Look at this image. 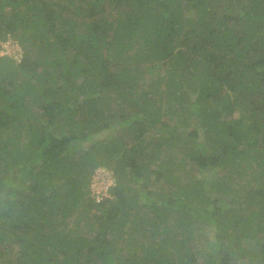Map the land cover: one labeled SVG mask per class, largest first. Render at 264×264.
I'll use <instances>...</instances> for the list:
<instances>
[{
  "label": "trees",
  "instance_id": "1",
  "mask_svg": "<svg viewBox=\"0 0 264 264\" xmlns=\"http://www.w3.org/2000/svg\"><path fill=\"white\" fill-rule=\"evenodd\" d=\"M8 39L0 264H264V0H0Z\"/></svg>",
  "mask_w": 264,
  "mask_h": 264
},
{
  "label": "rangeland",
  "instance_id": "2",
  "mask_svg": "<svg viewBox=\"0 0 264 264\" xmlns=\"http://www.w3.org/2000/svg\"><path fill=\"white\" fill-rule=\"evenodd\" d=\"M21 54H22V51H21L19 42L17 40L8 39L7 41L0 43V56H2V55L13 56L17 61H19ZM165 71H166V69H165ZM165 71H164V73H165ZM155 73L156 74H162L163 70L158 68L155 71ZM145 82H147V81L145 80ZM149 134H153V133L149 132L148 135ZM183 151L184 150L180 147H177L171 151L164 150L159 155V161L166 159V157L170 156V154L173 157H176V159H179L180 157L183 156V154H184ZM186 167L189 170V167H190L189 162L186 163ZM240 173H243V171H241ZM192 174H194V173H192ZM201 174H202V172H201ZM222 174H223V171H219L216 169L214 171H208L207 175L206 174L205 175L208 178H211L213 176L216 177V176H219ZM200 175H198V176H200ZM150 177H151L150 186L154 187V185H153L154 176L152 175ZM114 182L115 181H114L112 172L109 169H106L104 167H100V168H97L95 170V172L91 176L90 188H91V192L93 194V197L96 199V201H98V198H100V200H101L102 197L112 198V196L108 192V190L106 191L105 189H106V187L109 188L110 186H114ZM98 193H101L102 195H100Z\"/></svg>",
  "mask_w": 264,
  "mask_h": 264
},
{
  "label": "built area",
  "instance_id": "3",
  "mask_svg": "<svg viewBox=\"0 0 264 264\" xmlns=\"http://www.w3.org/2000/svg\"><path fill=\"white\" fill-rule=\"evenodd\" d=\"M108 189H109V188H108V187H106V189H105V190L107 191ZM98 194L102 195L101 193H98ZM99 200H100V198H98V201H99Z\"/></svg>",
  "mask_w": 264,
  "mask_h": 264
}]
</instances>
